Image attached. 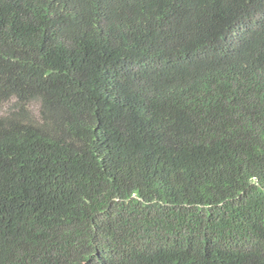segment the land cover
Listing matches in <instances>:
<instances>
[{"label":"trees","instance_id":"obj_1","mask_svg":"<svg viewBox=\"0 0 264 264\" xmlns=\"http://www.w3.org/2000/svg\"><path fill=\"white\" fill-rule=\"evenodd\" d=\"M4 104L0 264H264V0H0Z\"/></svg>","mask_w":264,"mask_h":264},{"label":"rangeland","instance_id":"obj_2","mask_svg":"<svg viewBox=\"0 0 264 264\" xmlns=\"http://www.w3.org/2000/svg\"><path fill=\"white\" fill-rule=\"evenodd\" d=\"M8 106H9L8 104H7V105L4 104V105H1V106H0V116L6 113V110H7V107H8ZM36 108H37V105H35V104L32 105V106H31V111H32V112H33V111L35 112V111H36Z\"/></svg>","mask_w":264,"mask_h":264}]
</instances>
